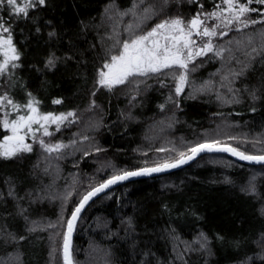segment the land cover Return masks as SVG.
Masks as SVG:
<instances>
[{
    "label": "trees",
    "instance_id": "obj_1",
    "mask_svg": "<svg viewBox=\"0 0 264 264\" xmlns=\"http://www.w3.org/2000/svg\"><path fill=\"white\" fill-rule=\"evenodd\" d=\"M221 2L46 0L27 19L10 17L6 5L0 9L20 53V66L0 77V95L21 105L34 97L45 113L74 112L75 124L57 135L62 141L96 137L58 153L33 146L11 159L0 157V264H53L54 232L47 225L63 206L69 214L98 181L173 162L206 141L264 154V50L246 55L253 47L264 48V24L232 29L217 39L233 51H225L224 59L211 53L198 58L179 95L175 68L111 89L98 83L103 64L121 50L117 41L128 39L127 26L136 25L134 5L140 16L147 6L155 12L143 22L146 27L140 24L146 29L160 18L187 21ZM249 16L263 18L260 12ZM241 69L242 75L229 76L231 91L223 86L229 70ZM205 84L210 89L194 90ZM57 99L62 103H53ZM4 135L0 123V139ZM80 220L72 250L81 260L94 242L106 251V264H264V165L204 154L182 169L115 187ZM195 240L207 248H182Z\"/></svg>",
    "mask_w": 264,
    "mask_h": 264
},
{
    "label": "snow or ice",
    "instance_id": "obj_2",
    "mask_svg": "<svg viewBox=\"0 0 264 264\" xmlns=\"http://www.w3.org/2000/svg\"><path fill=\"white\" fill-rule=\"evenodd\" d=\"M164 2L167 3V0H164ZM140 3H143V0H140ZM222 3L226 7L217 5L218 10L216 11L197 12L187 21L180 17L162 19L150 30L137 34L135 29L155 14L150 6L145 7L143 15L138 18V23L127 26L126 30L130 33L129 39L122 42L117 41L121 51L118 54L110 55L109 60L103 64L99 71L98 83L111 89L113 86L129 82V78L147 76L149 73H165L166 70L175 68L182 70L179 75L174 76L177 81L175 93L177 95L181 94L188 83L189 64L194 65L197 58L208 56L210 53L221 59H224L225 51L231 53L230 48L213 43L212 38L223 37L228 34L227 31L221 30L222 28L231 30L235 27L236 30L241 31L257 23L264 24V19L256 20L249 16V13L260 11L250 7V5L253 3L264 5V0H244V2H241V0H222ZM45 4L46 0H0V9H3L6 5L10 17L27 19L30 10L35 9L37 6H45ZM136 7H138V4L130 10L134 16ZM199 7L203 8V5L201 4ZM127 14L122 13V15ZM260 14L264 16V13ZM213 20L218 21V23L210 24L209 21ZM261 35L264 36V33H261ZM194 37H199L203 43L198 42ZM204 38L208 39L205 40ZM247 43H252L251 37L247 38ZM237 44L239 45L240 42L237 41ZM262 50L264 48L257 49L253 47L251 52H247L246 55L251 57L253 53H259ZM231 58L230 55L229 59ZM19 59L20 53L13 41L12 24L3 15H0V77L8 75L12 69L19 67L20 65L17 63ZM48 64L50 66L54 65V61L50 59ZM242 74L243 69L240 72L229 70L228 75L223 77V80L227 81L223 86L229 87L231 91L232 80H229V76L235 79V77ZM29 96L31 97L30 93ZM53 103L60 104L62 101L57 99ZM38 104L39 102L34 97L29 99L26 104L21 105L15 103L7 94L0 95V110L10 108L13 112L19 113L23 109L27 113L9 119L10 112L4 111L0 123H2L3 129L11 134L5 135L0 140V157L11 159L20 153L31 152L32 145L27 143L29 136L36 140V133L41 129H43L44 136H51L53 133L48 130L50 124H56V130L58 131L59 124L62 121L69 116H75V113H68L67 115L42 114L39 111ZM34 125L39 127L34 128ZM38 142L47 153H58L65 147L63 144L45 143L43 139H39ZM163 150L161 149V151ZM202 152H227L240 160L264 163V155H248L230 144L214 140L195 144L189 147L187 152H180L179 158L175 162H164L156 167L144 168L139 171H125L111 176L105 182L92 187L82 196L79 204L72 211L71 218L66 222L67 231L63 237L64 264H73L71 252L72 233L81 211L93 197L111 185L127 180L129 177L148 175L152 172H161L179 167ZM11 194L10 192L9 195ZM8 235L11 237L10 233ZM11 238L16 239L15 237ZM19 239H23V237Z\"/></svg>",
    "mask_w": 264,
    "mask_h": 264
},
{
    "label": "rangeland",
    "instance_id": "obj_3",
    "mask_svg": "<svg viewBox=\"0 0 264 264\" xmlns=\"http://www.w3.org/2000/svg\"><path fill=\"white\" fill-rule=\"evenodd\" d=\"M241 2H244V0H241ZM219 6H221V7H226L225 5H223V3L221 2L220 4H219ZM259 6V7H258ZM250 7H252V8H256V9H258L259 8V12L260 13H264V5H261V4H257V3H253L252 5H250ZM216 10H218L217 8L214 10V11H216ZM135 13H136V20L138 21V18L139 17H141L136 11H135ZM111 15V14H110ZM112 17V16H111ZM174 17H176V16H174ZM173 16H171V17H168V18H174ZM168 18H160V19H158L155 23H153V24H150L149 25V27L148 28H146V29H141V28H143V26H141L140 25V28H139V30H137V34H139V33H141V32H146V31H148V30H150L156 23H158L160 20H162V19H168ZM262 19H264V16H263V18ZM136 21V24L138 23ZM209 23L210 24H215V23H218V21H209ZM142 25H145V27L148 25V23H145V24H143L142 23ZM232 29H236L235 27H233ZM231 29V30H232ZM221 30H223V31H227L228 32V34L230 33V31L231 30H228V29H221ZM130 37V36H129ZM219 38H221L220 36H217V37H215V38H212V40H213V43L214 44H216L217 45V43H216V40L217 39H219ZM129 39V38H128ZM194 39H197L198 40V42H200V43H203V41H200V38L199 37H194ZM205 40L206 39H208V38H204ZM121 51V50H120ZM231 51H233V50H231ZM198 59V58H197ZM196 59V60H197ZM195 60V61H196ZM190 65L191 64H189V67H190ZM101 70V69H100ZM182 70H180V72H181ZM150 74V73H149ZM98 80H99V75H98ZM100 85V84H99ZM114 87V86H113ZM208 90V89H210L209 87H208V85L207 84H205V85H203V86H199L198 85V87H196L194 90ZM4 111H8V112H10V116H9V119H14L17 115H19V114H27L26 113V110H21L19 113H16V112H13L10 108H8V109H4V110H0V121H2V119H3V113H4ZM40 111V110H39ZM41 112V111H40ZM42 114H47V113H52V114H54V115H67L68 113H74V112H71V111H69V112H60V113H54V112H47V113H45V112H41ZM75 121H76V114H75V116H69L66 120H64V121H62L60 124H59V130L57 131L56 129H57V125L56 124H50L49 126H48V130L50 131V132H52L53 133V135H51V136H44L43 135V129H41L39 132H37L36 133V137H37V139L36 140H34L31 136H29V138H28V140H27V143H30L31 145H32V147L33 146H35V147H37V148H39L40 150H42V151H44V152H46L45 150H44V148L39 144V142H38V140L39 139H43L44 141H45V143H51V144H58V143H65V142H69L65 147H63L61 150H63V149H65L66 147H68V146H70V145H72V144H76L77 142H86V141H88L89 139H91V138H96L95 136H91V135H85V136H81L80 138H78V139H73V140H71V141H62V140H60L58 137H57V135H58V133L61 131V130H63V129H65V128H67V127H71V126H73L74 124H75ZM1 126H2V123H1ZM34 128H36V127H39L38 125H34L33 126ZM3 128V127H2ZM3 130H5V129H3ZM11 133L9 132V131H7V130H5V135H10ZM4 135V136H5ZM3 136V137H4ZM3 137L0 139V140H2L3 139ZM60 150V151H61ZM21 154V153H20ZM20 154H18V155H20ZM17 155V156H18ZM100 173H101V171H100ZM103 181V180H102ZM106 180H104L103 182H105ZM101 182V181H100ZM99 181H98V184L97 185H99V184H101ZM102 182V183H103ZM86 184V183H85ZM96 185V186H97ZM88 191V190H87ZM87 191H85L83 194H81L80 196H79V201H80V199L82 198V196L87 192ZM68 199V196L67 197H65L64 198V200H67ZM79 201H78V204H79ZM77 204V205H78ZM77 205H75V207L77 206ZM74 207V208H75ZM74 208H73V210H74ZM72 210V211H73ZM72 211L68 214V213H65L66 212V208L63 206V208H62V210L60 211V216L57 218V220L55 221V222H52L50 225L48 224L47 225V227H49V228H51V230H53V236H51V241H52V248H54V260L55 259H57V260H62V262H63V264H64V261H63V237H64V235H65V233H66V230H67V227H66V222L70 219V217H71V213H72ZM61 213L63 214V216H61ZM80 221L81 220H79V222H78V224H77V227H79V223H80ZM37 227H39V226H37ZM76 231H77V228H76ZM182 246V248H184V250L185 251H191L193 248H195V246L196 247H198V248H195L194 250L196 251H199V249H200V251H203V249L205 250L207 247H206V245L204 244V242H203V240H195L193 243H184L183 242V245H181ZM178 250V248L176 247V251ZM184 251V252H185ZM72 252L74 253H72L73 254V260H74V264H106L105 263V260L106 259H108L107 258V254H106V251L105 250H101V247L100 246H98V245H96V244H94V242L92 243V245H91V247L89 248V250H87V252L85 251V252H82L84 255H85V258L83 259V260H81L80 259V257H79V253L80 252H75L74 250H72ZM75 254H77V255H75ZM54 260H53V264H54Z\"/></svg>",
    "mask_w": 264,
    "mask_h": 264
},
{
    "label": "water",
    "instance_id": "obj_4",
    "mask_svg": "<svg viewBox=\"0 0 264 264\" xmlns=\"http://www.w3.org/2000/svg\"><path fill=\"white\" fill-rule=\"evenodd\" d=\"M69 142H65V143H58V144H63L64 146H66ZM240 151V150H239ZM210 153H222V154H226L230 157H232L233 159H235L236 161H239L241 163H245V164H250V165H264V163H257V162H254V161H246V160H240L238 157L236 156H233L231 155L230 153H227V152H202L200 153L199 155H197L194 159L192 160H189L187 163L185 164H182L180 165L179 167H176V168H170V169H166L164 171H161V172H152L151 174H148V175H141V176H133V177H129L127 180H123V181H120L116 184H113L111 185L109 188L105 189L103 192L97 194L95 197L92 198V200H90L88 202V204L85 206V208L81 211L80 213V216H79V219L76 221L75 223V227H74V230H73V233H72V237H71V252H72V247H73V241H74V237H75V232H76V228H77V224L79 222V220L81 219L82 215L84 214L85 210L89 207V205H91V203H93L96 199H98L99 197H101L102 195H104L105 193H107L108 191L114 189L115 187L123 184V183H126V182H129V181H132V180H135V179H138V178H146V177H154V176H158V175H163V174H167V173H170V172H173V171H176L178 169H182L184 167H186L187 165L193 163L194 161H196L198 158H200L202 155L204 154H210ZM247 154V153H246ZM248 155H251V154H248ZM264 155V154H262ZM175 162V161H173ZM158 165H155V166H152V167H156ZM152 167H144V168H152ZM144 168H140V169H137V170H133V171H139L141 169H144ZM98 186V185H97ZM71 218V217H70ZM67 231V230H66ZM72 259H73V254H72ZM73 264H74V260H73Z\"/></svg>",
    "mask_w": 264,
    "mask_h": 264
},
{
    "label": "bare ground",
    "instance_id": "obj_5",
    "mask_svg": "<svg viewBox=\"0 0 264 264\" xmlns=\"http://www.w3.org/2000/svg\"><path fill=\"white\" fill-rule=\"evenodd\" d=\"M235 160V159H234Z\"/></svg>",
    "mask_w": 264,
    "mask_h": 264
}]
</instances>
